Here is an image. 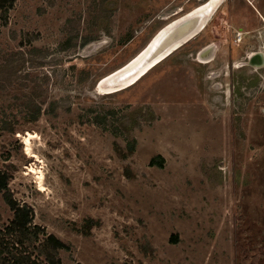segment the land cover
Instances as JSON below:
<instances>
[{
  "label": "rangeland",
  "instance_id": "rangeland-1",
  "mask_svg": "<svg viewBox=\"0 0 264 264\" xmlns=\"http://www.w3.org/2000/svg\"><path fill=\"white\" fill-rule=\"evenodd\" d=\"M209 1L16 0L0 18V63L25 58L0 87V125L15 124L0 127V169L68 245L63 264H264V66L248 64L264 53V0H221L140 81L96 89ZM13 216L0 193V223Z\"/></svg>",
  "mask_w": 264,
  "mask_h": 264
},
{
  "label": "trees",
  "instance_id": "trees-1",
  "mask_svg": "<svg viewBox=\"0 0 264 264\" xmlns=\"http://www.w3.org/2000/svg\"><path fill=\"white\" fill-rule=\"evenodd\" d=\"M15 2L16 0H0L2 23H7L8 14ZM35 49L34 47L33 51ZM21 59L25 60L23 52L19 50L12 53L11 57L4 63H0V87H5L3 84L17 80V63ZM7 70L10 71L9 77L4 76V72ZM27 107L30 109L29 114L26 116L27 119L37 121L42 112L41 105L36 103L34 99L29 98ZM52 109L54 111V104ZM5 117L2 118L1 123L3 126L0 125V127L8 131H14L15 124ZM94 118L95 121L99 122V115L94 116ZM106 118L107 116L105 120ZM127 147L126 152L122 154L124 158L135 151L136 142L129 140ZM164 164L165 158L162 155L153 157L150 161L151 166L164 167ZM126 173L131 176L128 170ZM10 178V172L0 169V193L14 211V216L8 223H0V264H63L59 253L60 250L68 248V245L56 235L47 233L43 226L34 222V209L27 203L19 202L14 196L9 185ZM87 222L86 229L89 228L93 219L90 218ZM170 239L172 242L178 241L176 235H172Z\"/></svg>",
  "mask_w": 264,
  "mask_h": 264
},
{
  "label": "bare ground",
  "instance_id": "bare-ground-1",
  "mask_svg": "<svg viewBox=\"0 0 264 264\" xmlns=\"http://www.w3.org/2000/svg\"><path fill=\"white\" fill-rule=\"evenodd\" d=\"M220 3L221 0H210L208 3H206V5L202 7L200 6V8L189 13L185 18H182L179 21L172 23L168 27H165V29H162L156 36H154V39L149 44V46L142 50V53L140 52L134 59L129 61L123 67V69L116 70L117 73L116 75H114L115 80L112 82V84L103 83L104 80H106L105 78L107 76L104 77L102 79V82L100 83V87L98 88L99 91H121L134 85L138 80L140 81V79L145 76L149 71H151L153 67L158 65L169 55H171L174 51H176L182 45L186 44L193 37L198 35L205 25L206 15L213 11V8L216 4ZM190 17H198V19H196V21L190 26L184 28L183 30H179L178 33L177 31H173L175 29V26H177L178 22ZM217 46L218 44H209L203 50H201V52L199 53V57L201 58L202 56H207L205 58L206 60L204 61H211L213 56L215 55L213 51L215 50V48H218ZM248 64L253 65L254 67L264 66V53L257 52L252 54L250 56V61ZM31 136L32 135L29 134V137H26L24 140L27 145L26 152L28 154L31 153ZM31 155L34 156L33 153H31Z\"/></svg>",
  "mask_w": 264,
  "mask_h": 264
},
{
  "label": "water",
  "instance_id": "water-1",
  "mask_svg": "<svg viewBox=\"0 0 264 264\" xmlns=\"http://www.w3.org/2000/svg\"><path fill=\"white\" fill-rule=\"evenodd\" d=\"M196 19H198V17H195V18H192V17H190V18H186V19H183L182 21H180V22H178V24H177V26H175V29L173 30V31H177V33H178V31L179 30H183L184 28H186V27H188V26H190L192 23H194L195 21H196ZM158 34V33H157ZM156 34V35H157ZM155 35V36H156ZM154 39V37L151 39V41L148 43V45L146 46V47H148L149 46V44L152 42V40ZM145 47V48H146ZM144 48V49H145ZM143 49V50H144ZM143 51H141V53H142ZM126 65V64H125ZM125 65H123L122 67H120L118 70H120V69H123V67L125 66ZM117 70V69H116ZM116 70L114 71V72H112L111 74H109V75H107V77H109V78H105L106 80H104V82L103 83H111L112 84V82L115 80V78H114V75H116ZM114 73V74H113ZM105 77V76H104ZM102 82V79H99L98 80V82H97V84H96V89L98 90V88L100 87V83Z\"/></svg>",
  "mask_w": 264,
  "mask_h": 264
},
{
  "label": "crops",
  "instance_id": "crops-1",
  "mask_svg": "<svg viewBox=\"0 0 264 264\" xmlns=\"http://www.w3.org/2000/svg\"><path fill=\"white\" fill-rule=\"evenodd\" d=\"M165 60V59H164Z\"/></svg>",
  "mask_w": 264,
  "mask_h": 264
}]
</instances>
